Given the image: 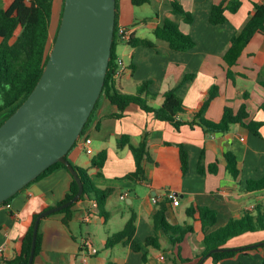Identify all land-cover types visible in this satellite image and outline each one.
<instances>
[{
  "label": "crops",
  "instance_id": "crops-1",
  "mask_svg": "<svg viewBox=\"0 0 264 264\" xmlns=\"http://www.w3.org/2000/svg\"><path fill=\"white\" fill-rule=\"evenodd\" d=\"M1 1L8 7L13 0ZM222 1L149 0L147 4L134 6L131 0H118L119 27L154 45L132 47L119 43L117 53L128 70L119 79L118 88L133 95L143 83L150 82V92L157 96L147 99L149 105L156 108L162 106L167 91L176 89L185 109L177 119L185 124L176 129L136 104H131L124 116L117 119L113 116L118 108L101 97L81 137L92 140L93 155H88L79 142L67 158L72 165L85 169L98 189L111 190L105 205L107 216L87 197L73 204L68 224L64 223L65 214L57 212L47 216L40 223L42 246L33 264H264V231L245 233L229 240L224 248L236 251L230 258L215 262L209 255L201 257L205 249L203 226L198 218L187 215L192 206L216 211L217 223L209 228L214 231L246 213L264 211V190H247L248 181L264 177V87L259 84V80H264V34L252 38L238 64L230 68L231 78L223 60L232 37L253 14L254 5L263 0H240L237 12H226L225 24L213 25L210 22L212 7ZM175 2L191 14L190 22L174 11ZM165 20L190 35L195 47L175 51L159 39L156 30L163 27ZM214 85L219 87L220 93L206 117L220 122L226 106L237 113L245 105L249 114L246 122L253 120L263 124L261 137L240 124H234L225 134L207 133L198 125L188 124ZM123 137H128L134 146L144 139L147 141L153 162L145 163L143 179L127 178L136 170V165L130 148L119 146ZM180 146L188 155L185 174L182 173ZM102 152L107 153V160L99 170L92 160ZM227 152L233 153L238 161L241 171L238 180L227 171L224 156ZM202 158L204 173L198 169ZM215 164L217 172H211L209 167ZM71 183V173L58 168L24 188L9 205H0V264H6L21 253V238L28 231L33 215L41 213L45 207H57L70 192ZM170 194L178 197L179 206L172 205ZM153 198H157L158 203H153ZM163 202H168L166 217L170 224L193 226V232L180 244V256L188 263L172 254L173 248L162 232L159 233L160 249L146 244L155 234L153 218ZM134 214V241L140 251L123 244L108 247V239L121 232ZM88 237L92 251L83 247L82 241ZM84 255L88 256L84 259Z\"/></svg>",
  "mask_w": 264,
  "mask_h": 264
},
{
  "label": "trees",
  "instance_id": "trees-1",
  "mask_svg": "<svg viewBox=\"0 0 264 264\" xmlns=\"http://www.w3.org/2000/svg\"><path fill=\"white\" fill-rule=\"evenodd\" d=\"M55 1L56 0H13L8 7H4L0 0V127L17 111L33 92L46 68L52 47L56 41L64 10L65 0H63L62 4L59 24L55 34L52 36L51 27L55 13ZM131 2L134 6H142L147 4L149 0H131ZM173 6L174 11L182 14L188 22L192 20L191 14L184 11L181 5L175 2L173 3ZM240 7V0H223L221 3L212 7L210 22L213 25L225 24L228 21L226 12L229 11L235 13ZM117 17L112 56L101 97H106L118 108V112L113 116L114 118H122L125 110L131 104H136L146 113L153 114L157 120L169 122L176 129H180L185 123L179 121L177 118L180 114L185 113V109L182 99L176 93V89L167 91L164 94V102L162 106L156 108L149 105L147 99V97L155 98L157 96V94L150 92L152 86L150 82L143 83L139 87L137 93L133 95L123 93L118 88L119 79L116 77L118 65L116 61L118 58L117 46L119 43L125 42L132 47L139 45H154L151 41L136 38L132 34L128 37L122 35ZM256 34H264V0L263 3L254 5L253 14L250 16L244 27L232 37L230 48L224 54L223 60L229 67L228 78H231L230 68L238 64L245 48ZM156 36L159 39L166 41L169 47L175 51H188L193 49L196 45L190 35L183 33L178 26L169 20H165L163 27L156 30ZM259 84L264 87V80H259ZM219 93V87L214 85L193 113V121L188 124L198 125L205 132L213 134H225L229 132L231 126L234 124H240L254 135L261 137L260 129L263 124L253 120L246 122L249 118V114L247 113L245 105L242 106L237 113H235L231 107L226 106L220 122H214L206 117V113L211 103L219 96ZM97 105L95 109L97 108ZM93 113L83 130L82 136L85 134V130L89 125ZM119 146L120 148L125 146L129 147L135 158L136 170L127 175V178L143 179L145 176V163L153 162L148 150L146 139H144L138 146H134L131 144L128 137H123L119 141ZM224 156L227 162V171L235 180H238L241 171L238 168V161L235 155L231 152H227ZM106 160L107 153L102 152L94 157L92 162L97 169L101 170L104 167ZM180 160L182 173L185 174L188 170V155L183 146H180ZM203 164L202 158L198 166L200 173H204ZM73 166L84 187L81 199L84 197L93 199L97 204L99 212L104 216H107L105 205L111 190L98 189L93 184L85 169L76 165ZM58 168H64L69 171L62 163H56L43 172L35 181L50 175ZM209 170L211 172H217V164L210 166ZM247 190H264V177L257 181H248ZM78 191L79 185L72 176L70 192L66 195L64 200L57 205V207L71 201L78 194ZM13 198L9 199L2 205H9ZM167 204L168 202H163L158 206V210L153 218L155 234L146 240V244L160 249L159 233L162 232L168 237V241L173 248L172 254L176 258H179L181 262L188 263V260H185L180 256V244L188 233L193 232V226H175L170 224L166 217L168 210ZM74 205L59 212V214H65V224H68L71 219V210ZM50 209L51 207H45L42 212ZM39 215L40 213L33 215L28 231L21 238V253L15 259L7 261L6 264H29L35 222ZM187 215L193 219L198 218L202 223L205 235V249L201 257L209 255V257L213 258L215 262L230 258L236 253L235 250L224 248L229 240L245 233L264 231V211L262 209L258 210L255 214L246 213L242 218L231 220L224 227L214 231H209V228L217 223L216 211L205 207L192 206L187 210ZM135 222L136 216L134 214L121 232L112 235L108 239L107 246L112 247L117 244H123L131 246L134 251H140V247L134 241V235L136 232ZM41 246L42 235L39 229L35 257L40 252ZM144 261H146V257H144Z\"/></svg>",
  "mask_w": 264,
  "mask_h": 264
},
{
  "label": "water",
  "instance_id": "water-1",
  "mask_svg": "<svg viewBox=\"0 0 264 264\" xmlns=\"http://www.w3.org/2000/svg\"><path fill=\"white\" fill-rule=\"evenodd\" d=\"M116 17L117 0H65L56 41L41 79L0 127V205L56 163H62L79 185L71 201L38 216L29 264L35 258L41 221L72 206L83 195L82 181L67 156L81 139L101 97Z\"/></svg>",
  "mask_w": 264,
  "mask_h": 264
},
{
  "label": "built area",
  "instance_id": "built-area-1",
  "mask_svg": "<svg viewBox=\"0 0 264 264\" xmlns=\"http://www.w3.org/2000/svg\"><path fill=\"white\" fill-rule=\"evenodd\" d=\"M121 34L124 35L125 37H128L130 35L129 31L124 29V28H120ZM117 65H118V69L116 72V77L117 79H120L121 76L128 70V66L126 65V63L123 61V59L118 56L117 61H116ZM82 139V138H81ZM79 140L77 143L81 142L82 148L84 149V151L88 154V155H93V149L91 147L92 144V140L88 137H84L82 140ZM125 196H122V199H124ZM169 199L172 201V205L177 207L180 205V200L178 199L177 196H174L172 194L169 195ZM153 203H158V199L157 198H153ZM83 247L89 249L92 251V241L91 239L85 238L83 239ZM87 250V252L89 251ZM88 255H84L83 258L85 259Z\"/></svg>",
  "mask_w": 264,
  "mask_h": 264
},
{
  "label": "rangeland",
  "instance_id": "rangeland-1",
  "mask_svg": "<svg viewBox=\"0 0 264 264\" xmlns=\"http://www.w3.org/2000/svg\"><path fill=\"white\" fill-rule=\"evenodd\" d=\"M120 3H121V1H120ZM1 4H2V6H4L3 3H1ZM62 4H63V0H56L55 1V13L53 16L52 27H51L52 36L55 34L57 26L59 24L60 13L62 11Z\"/></svg>",
  "mask_w": 264,
  "mask_h": 264
}]
</instances>
